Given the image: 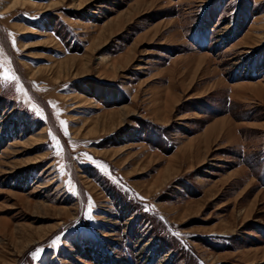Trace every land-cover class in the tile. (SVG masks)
<instances>
[{
    "label": "rangeland",
    "instance_id": "obj_1",
    "mask_svg": "<svg viewBox=\"0 0 264 264\" xmlns=\"http://www.w3.org/2000/svg\"><path fill=\"white\" fill-rule=\"evenodd\" d=\"M0 264H264V0H0Z\"/></svg>",
    "mask_w": 264,
    "mask_h": 264
},
{
    "label": "snow or ice",
    "instance_id": "obj_2",
    "mask_svg": "<svg viewBox=\"0 0 264 264\" xmlns=\"http://www.w3.org/2000/svg\"><path fill=\"white\" fill-rule=\"evenodd\" d=\"M19 91V90H18ZM176 235H179L178 233ZM54 243H58V241H54Z\"/></svg>",
    "mask_w": 264,
    "mask_h": 264
}]
</instances>
